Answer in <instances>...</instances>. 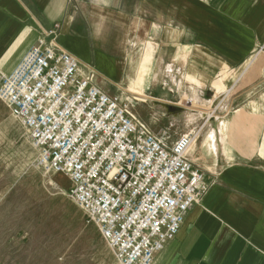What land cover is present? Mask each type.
<instances>
[{
	"label": "crops",
	"instance_id": "1",
	"mask_svg": "<svg viewBox=\"0 0 264 264\" xmlns=\"http://www.w3.org/2000/svg\"><path fill=\"white\" fill-rule=\"evenodd\" d=\"M55 24L163 141L198 130L188 158L208 189L153 264H264V0H0V73ZM202 98L218 113L194 110Z\"/></svg>",
	"mask_w": 264,
	"mask_h": 264
},
{
	"label": "built area",
	"instance_id": "2",
	"mask_svg": "<svg viewBox=\"0 0 264 264\" xmlns=\"http://www.w3.org/2000/svg\"><path fill=\"white\" fill-rule=\"evenodd\" d=\"M0 100L28 132L40 163L68 177L69 198L119 264H153L208 189L188 158L198 130L163 141L128 101L81 73L58 44L56 24L0 73Z\"/></svg>",
	"mask_w": 264,
	"mask_h": 264
},
{
	"label": "rangeland",
	"instance_id": "3",
	"mask_svg": "<svg viewBox=\"0 0 264 264\" xmlns=\"http://www.w3.org/2000/svg\"><path fill=\"white\" fill-rule=\"evenodd\" d=\"M195 96L189 89L182 99ZM203 97L218 96L204 89ZM205 101L194 110L211 115ZM69 187L66 175L40 163L28 132L0 100V264H119Z\"/></svg>",
	"mask_w": 264,
	"mask_h": 264
},
{
	"label": "water",
	"instance_id": "4",
	"mask_svg": "<svg viewBox=\"0 0 264 264\" xmlns=\"http://www.w3.org/2000/svg\"><path fill=\"white\" fill-rule=\"evenodd\" d=\"M170 108L172 109V108H174L173 106H170Z\"/></svg>",
	"mask_w": 264,
	"mask_h": 264
}]
</instances>
